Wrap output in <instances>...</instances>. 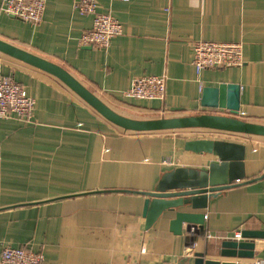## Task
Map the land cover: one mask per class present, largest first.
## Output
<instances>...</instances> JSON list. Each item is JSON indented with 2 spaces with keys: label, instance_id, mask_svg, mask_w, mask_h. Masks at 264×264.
<instances>
[{
  "label": "crops",
  "instance_id": "crops-1",
  "mask_svg": "<svg viewBox=\"0 0 264 264\" xmlns=\"http://www.w3.org/2000/svg\"><path fill=\"white\" fill-rule=\"evenodd\" d=\"M2 1L1 39L60 64L122 115L225 114L202 107L201 92L232 82L240 86L238 117L264 124V0H97L122 25L106 46L79 43L93 16L81 14L76 0H46L38 22L4 12ZM197 39L241 41L244 61L196 74L191 43ZM0 73L35 99L29 121L0 117V252L6 245L41 251L43 264H193L194 251L220 258L219 242L246 224L262 237L252 239L253 258L237 261L264 262V175L251 180L264 173V136L124 130L52 74L2 52ZM145 74L165 76L163 100L124 96L132 79ZM195 138L244 144L245 177L204 209L175 208L205 213L204 234L194 224L175 234L174 211L148 220L145 195L137 192L153 190L172 167L207 168L213 153L184 149Z\"/></svg>",
  "mask_w": 264,
  "mask_h": 264
},
{
  "label": "water",
  "instance_id": "water-1",
  "mask_svg": "<svg viewBox=\"0 0 264 264\" xmlns=\"http://www.w3.org/2000/svg\"><path fill=\"white\" fill-rule=\"evenodd\" d=\"M0 52L52 74L72 90L91 108L116 126L130 131H158L179 128H207L231 133L264 136V124L238 117L240 109V86L232 82H221L217 86L202 88L200 105L221 113H200L188 116H160L153 118H132L122 115L107 105L63 66L35 53L27 51L0 38ZM184 149L197 154H214L215 160L207 168L178 165L163 172L153 190L138 191L145 195L143 213L148 220L165 210L174 211L170 219V230L181 234L194 224L204 234V212L176 210L185 204L191 209H204L208 199L219 191L236 185L245 177V145L216 138H195L184 143ZM264 173L251 180L261 178ZM150 197L152 199H150ZM173 197H177L172 199ZM183 223L187 226L183 227ZM242 238H224L219 242L218 256L236 260L205 259L206 252H192L193 264H240L239 258L254 257L252 238L261 237V231L243 230ZM178 264H182L180 261Z\"/></svg>",
  "mask_w": 264,
  "mask_h": 264
},
{
  "label": "built area",
  "instance_id": "built-area-1",
  "mask_svg": "<svg viewBox=\"0 0 264 264\" xmlns=\"http://www.w3.org/2000/svg\"><path fill=\"white\" fill-rule=\"evenodd\" d=\"M45 1L3 0L2 10L24 21L38 22L43 16ZM76 7L81 14L93 16L90 28L83 30L79 37L81 45L106 46L111 38L122 32L120 21L109 12L100 11L97 0H76ZM191 47L192 65L196 74L202 69L236 66L244 61L241 41L197 39L192 41ZM165 91V76L145 74L132 79L129 88L124 91V96L143 100H163ZM34 102L35 99L27 93L22 84L0 73V117L29 121ZM243 230H249L246 224L235 229L232 238L241 239ZM213 236L211 233H206L207 238ZM0 264H43V254L41 251H33L21 246L6 245L0 252ZM250 264H264V262L257 259Z\"/></svg>",
  "mask_w": 264,
  "mask_h": 264
}]
</instances>
